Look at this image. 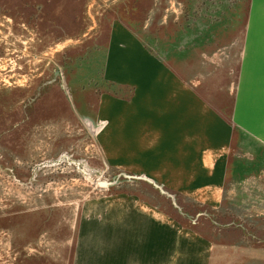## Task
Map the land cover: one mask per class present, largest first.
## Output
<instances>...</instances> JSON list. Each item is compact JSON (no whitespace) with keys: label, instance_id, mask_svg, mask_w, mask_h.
I'll return each instance as SVG.
<instances>
[{"label":"rangeland","instance_id":"1","mask_svg":"<svg viewBox=\"0 0 264 264\" xmlns=\"http://www.w3.org/2000/svg\"><path fill=\"white\" fill-rule=\"evenodd\" d=\"M120 1L100 0L89 14L95 20ZM159 1L175 23L139 14L128 22L149 56L127 64L154 66L156 36L174 32L178 68L197 76L193 88L224 91L209 105L228 121L239 91L242 114H256L264 132V0ZM36 27L0 8V264H264V145L246 135L234 142L219 197L194 192L201 181L185 190L156 183L137 172L134 156L107 159L106 122L91 102L98 93L86 84L91 109L82 117L68 85L72 64L88 62V40L40 47ZM191 44L202 57L194 47L184 53Z\"/></svg>","mask_w":264,"mask_h":264},{"label":"crops","instance_id":"2","mask_svg":"<svg viewBox=\"0 0 264 264\" xmlns=\"http://www.w3.org/2000/svg\"><path fill=\"white\" fill-rule=\"evenodd\" d=\"M98 2L100 0H0V8L7 9L15 24L21 21L36 24L40 47L65 40H88L85 53L88 62L86 66L72 64L70 69L74 74L67 77L68 85L72 88L75 110L82 117H90L86 112L91 109L90 100L84 96L86 84L99 94L94 95L91 102L96 103L95 119L106 122L99 138L102 137L100 144L107 159L134 156L142 160L143 169L137 172L155 175L156 183L174 184L171 187L174 190H185L190 188L185 184L201 181L194 192L214 193L219 197L227 181L234 142L246 135L264 145V132L253 117L256 114L250 110L248 115L242 114V100H237L243 66L239 65L238 92H235L231 121H228L209 105V102L220 104L219 97L222 98L224 91H212V94L207 89L208 93L204 92V86L194 89L193 80L197 76L191 69L178 68L179 49L172 42L176 39L174 32L166 38L160 33L155 35V67L147 61V64L137 61L127 64L129 56L132 60L140 54L149 56L139 44L141 37L137 29L128 26V22H138L135 17L139 14L146 15L142 21L175 23V16L168 19L159 0H121L115 11H97L93 20L88 8ZM161 39H165L163 46ZM193 47L194 55L202 57V46L191 44L184 53H190ZM224 47L219 48L226 49ZM84 70L88 73H83ZM48 85L52 86L53 82ZM122 88H128L127 94H122ZM211 95L219 96L209 99ZM177 183L182 184L175 186Z\"/></svg>","mask_w":264,"mask_h":264}]
</instances>
